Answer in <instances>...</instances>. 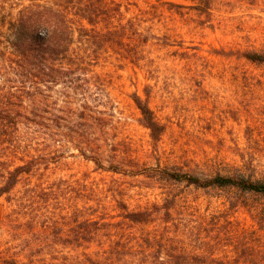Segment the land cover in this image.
<instances>
[{"label":"rangeland","instance_id":"obj_1","mask_svg":"<svg viewBox=\"0 0 264 264\" xmlns=\"http://www.w3.org/2000/svg\"><path fill=\"white\" fill-rule=\"evenodd\" d=\"M114 1L121 7V23L129 21L125 27L132 38L121 43L112 33L103 42L92 65L96 76L91 78L101 83L90 88L93 114H83L79 88H44L43 113L68 119L72 141L66 129L58 141L33 140L34 149L23 157L37 158L39 166L21 179L13 194L40 184L52 192L46 197L48 208L41 211L50 210L57 219L72 218L76 211L80 219L115 221L118 200L134 209L174 198L181 212L177 216L185 220L209 222L212 216L228 215L244 228L262 224L264 229V194L203 190L146 175L173 166L202 177L239 171L264 179V65L241 54L264 52V0ZM133 92L147 98L164 125L156 146L138 121ZM88 141L91 149L100 146L103 167L90 159ZM111 159L125 173L106 170ZM13 207L0 197V250L8 245L3 223ZM233 240L232 246L210 252L233 258ZM5 255L0 252V264Z\"/></svg>","mask_w":264,"mask_h":264},{"label":"trees","instance_id":"obj_2","mask_svg":"<svg viewBox=\"0 0 264 264\" xmlns=\"http://www.w3.org/2000/svg\"><path fill=\"white\" fill-rule=\"evenodd\" d=\"M120 8L114 0H0V197L14 205L3 223L9 239L0 250L6 254L2 264H264L262 224L244 228L232 223L228 215L212 216L209 222L185 220L177 216L181 212L175 208L174 198L134 209L118 200L119 219L112 221L98 216L80 219L76 211L72 218H54L50 210L41 211L48 208L50 197H46L52 192L40 184L13 194L21 179L39 166L37 158L23 157L34 149L33 140L58 141L66 129L67 140L72 141L68 119L43 113L42 90L57 84L79 88L83 114H93L88 102L94 100L90 88L101 83L95 80L92 65L101 55L103 42L112 33L121 43L123 38H132L125 27L129 21L121 23ZM241 54L264 65V52L246 50ZM130 97L139 111V123L148 129L156 146L164 125L155 118L147 98L136 92ZM67 99L70 103L69 95ZM89 143L90 159L103 167L100 146L91 149ZM82 144L85 142L80 143V150ZM20 153L23 155L18 156ZM106 170L125 173L112 159ZM155 171L146 175L203 190L234 188L264 194V179L239 171L208 177L173 166ZM232 237L233 258L210 252L232 246Z\"/></svg>","mask_w":264,"mask_h":264}]
</instances>
